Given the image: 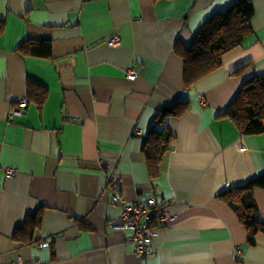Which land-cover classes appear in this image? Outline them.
Here are the masks:
<instances>
[{"label": "crops", "instance_id": "crops-1", "mask_svg": "<svg viewBox=\"0 0 264 264\" xmlns=\"http://www.w3.org/2000/svg\"><path fill=\"white\" fill-rule=\"evenodd\" d=\"M232 1L0 0V264H264V234L250 243L219 197L264 173V135H241L222 116L242 84L264 74V0H250L242 45L194 83L173 53ZM114 35L120 44L107 46ZM26 40L50 43L51 58L20 56ZM29 81L46 88L44 106L10 118ZM165 107L178 115L152 176L144 138ZM114 179L129 204L169 202L174 220L151 257H137L129 231L114 227ZM253 196L264 223V191ZM35 214L36 243H16L15 229Z\"/></svg>", "mask_w": 264, "mask_h": 264}, {"label": "trees", "instance_id": "trees-1", "mask_svg": "<svg viewBox=\"0 0 264 264\" xmlns=\"http://www.w3.org/2000/svg\"><path fill=\"white\" fill-rule=\"evenodd\" d=\"M253 16L250 0H234L224 10L215 12L194 33L192 45L187 48L177 42L173 53L182 59L186 85L218 69L221 58L234 48L240 47L251 34L249 20ZM4 23L0 21V33ZM22 57L50 59L51 45L45 41L26 40L15 51ZM240 71V70H239ZM47 100V90L35 82L27 86V102L41 110ZM178 115L174 107L163 108L144 138V154L150 174L158 172L159 164L170 151L172 136L168 119ZM222 116L227 117L237 131L244 136L264 135V74L245 81L236 97ZM264 191V173L246 183L225 190L220 199L234 212L238 222L249 234V242L259 233L264 234V223L259 220L253 190ZM40 216L27 219L13 233L18 244L32 245L35 231L39 228Z\"/></svg>", "mask_w": 264, "mask_h": 264}, {"label": "built area", "instance_id": "built-area-1", "mask_svg": "<svg viewBox=\"0 0 264 264\" xmlns=\"http://www.w3.org/2000/svg\"><path fill=\"white\" fill-rule=\"evenodd\" d=\"M120 38L116 35L106 40L109 47H116L120 44ZM137 77V72L129 67L126 71V78L134 80ZM27 99H21L17 106H12L9 109V117L14 118L21 113V110L27 107ZM134 133L140 134L139 129H135ZM12 169L6 171L8 177L13 176ZM110 187L114 190L110 194L109 200L112 204L119 207V223L114 227L116 229L129 231L128 241L134 245V254L140 258L151 257L155 254L153 246V239L157 236L158 232L171 225L174 218L166 211L169 204L167 200L162 198L158 203L154 200L135 201L129 204L119 193L116 191L119 186L117 179L109 181ZM39 248L49 246L48 242H38Z\"/></svg>", "mask_w": 264, "mask_h": 264}]
</instances>
